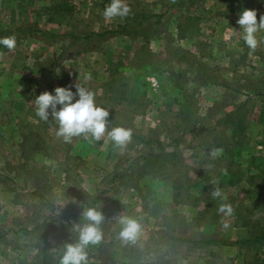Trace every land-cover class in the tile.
<instances>
[{
  "label": "rangeland",
  "instance_id": "1",
  "mask_svg": "<svg viewBox=\"0 0 264 264\" xmlns=\"http://www.w3.org/2000/svg\"><path fill=\"white\" fill-rule=\"evenodd\" d=\"M125 2L128 15L107 21L109 0H0V37L16 38L0 45V264H58L89 207L104 216L89 264H251L264 239L235 240L264 226V175L248 160L264 154V29L249 49L236 21L243 8L259 20L264 0ZM76 82L111 114L109 129L160 139L176 165L145 172L141 157L159 152L146 141L57 137L32 100ZM233 109L244 120L234 136L218 122ZM216 187L225 200L211 197ZM117 215L139 220L135 243L118 239Z\"/></svg>",
  "mask_w": 264,
  "mask_h": 264
},
{
  "label": "clouds",
  "instance_id": "2",
  "mask_svg": "<svg viewBox=\"0 0 264 264\" xmlns=\"http://www.w3.org/2000/svg\"><path fill=\"white\" fill-rule=\"evenodd\" d=\"M130 8L125 0H109L102 11L105 20L111 21L116 17L128 15ZM236 23L239 25L238 34L249 49H255L258 43L257 33L264 29V14L257 19L255 9L243 8ZM232 32L231 35H236ZM0 45L12 50L16 45L15 36L0 37ZM85 81L91 79L90 73L83 76ZM73 87L75 91H73ZM32 103L35 115L43 121L51 119L57 125L55 135L64 142L70 143L73 137L82 136L89 143L107 137L114 146L124 148L131 140L132 131L117 125L108 128L109 112L105 107L96 103V93L80 83L74 85L57 86L51 91L45 90L35 95ZM220 148H212L210 156L217 158ZM211 197L225 200L219 187L214 188ZM220 212L230 214L232 207L228 203L221 204ZM84 222L75 225L77 239L63 245L58 264H89L88 248L97 244L102 237L100 224L104 216L97 208H84L81 213ZM116 222L120 225L117 233L122 243H135L142 232L139 220L133 216L117 215Z\"/></svg>",
  "mask_w": 264,
  "mask_h": 264
},
{
  "label": "trees",
  "instance_id": "3",
  "mask_svg": "<svg viewBox=\"0 0 264 264\" xmlns=\"http://www.w3.org/2000/svg\"><path fill=\"white\" fill-rule=\"evenodd\" d=\"M188 1L191 2L192 0H188ZM178 2H179V5H182L183 4L182 2H184V0H178ZM63 6L64 5L62 4H59V5L57 4V8L59 7L62 8ZM69 8H70L69 10H71V6H69ZM109 83H107L106 85H108ZM121 97L122 95H119L118 97H115V98H117L116 100H119ZM175 100L179 101V99L177 98H175ZM239 106L240 105L236 106V108H238ZM110 116L111 114H109L108 119L111 118ZM225 119L229 120V123H232V128L230 129V132L233 136L238 134V132L236 131L241 132L243 130V127H244L243 117L241 116V114H239V112H236L235 109H233V111L231 112H227L223 114V117H221L218 122H222ZM131 138H133L134 140H137V142L146 141V142H149L150 144L157 145V149L159 150L157 154L153 153V150H150L148 154H145L141 157L143 159L142 165L145 169V172H148V173L152 172L153 176L158 175V174L161 175L163 171H165V168L168 165H173V166L176 165L177 159L175 156V152L174 151L165 152L164 151L165 144L160 139L147 138L146 140H144L145 138L143 137V135L135 134L133 132H132ZM174 144L178 145L179 141H176ZM168 155H171V157L168 158ZM248 160H249V166L256 171V174H253V176L252 175L251 176L255 178H259L263 176L264 175V154L250 153L248 156ZM160 161H162V163H160ZM167 162H169L170 164H168ZM154 166H155V169H153ZM43 223L44 222L38 224L37 222H35L31 230L39 229V226L42 225ZM257 230L258 231L255 233V235H253V237L247 236L245 238L235 240V242L236 243H248V244H255L256 242H260L261 240L264 239V226L260 227ZM204 241L214 242V243L220 242V240L216 238L215 239L209 238V239H205ZM195 242H198V241H195ZM254 251L255 253L256 252L258 253L257 249ZM255 253L253 254L251 264H264V257L256 256ZM41 258H42L41 262L43 264H47V263H44L45 256L42 255Z\"/></svg>",
  "mask_w": 264,
  "mask_h": 264
}]
</instances>
